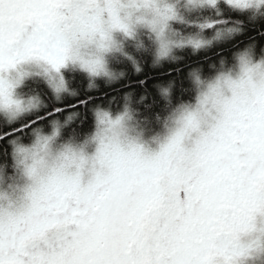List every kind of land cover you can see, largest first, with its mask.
<instances>
[{"label": "clouds", "instance_id": "1", "mask_svg": "<svg viewBox=\"0 0 264 264\" xmlns=\"http://www.w3.org/2000/svg\"><path fill=\"white\" fill-rule=\"evenodd\" d=\"M261 24L264 0H0V130L78 97L66 71L97 92L120 58L138 75L145 53L178 72L230 52L186 66L188 99L154 83L159 112L125 91L82 135L73 110L11 135L0 264H264V44L239 39Z\"/></svg>", "mask_w": 264, "mask_h": 264}, {"label": "trees", "instance_id": "2", "mask_svg": "<svg viewBox=\"0 0 264 264\" xmlns=\"http://www.w3.org/2000/svg\"><path fill=\"white\" fill-rule=\"evenodd\" d=\"M249 30L250 31L248 35L240 38L241 41H246L248 37L256 38L262 32H264V28H261L260 25L251 27ZM128 51L133 52V49L129 47ZM220 51L221 50H217L214 53H209L207 54V56L204 55L191 56L189 54H186L184 61L185 65H182L181 66L182 70L178 72L175 71V68L177 66L174 65L166 64L161 69L151 68L150 55L145 53L142 56H140V58L144 61V64H143L142 73L138 75L133 74L131 65L127 60L120 58V62L113 61V67L117 69H124L128 73L126 79L121 80L118 85H114L112 87H105L103 81H98V83L100 84V88L97 92L85 91V84L87 83V81L83 76V74L78 72L66 71L65 75L72 79V86L80 90V95L75 98L66 99L64 102L65 105L63 107L68 109L67 104L76 103L77 99L82 98L86 95L96 97L97 103L113 100V98H115L116 103H118L119 98L123 94V92L132 91L134 92L135 97H139L141 95L147 96L148 94H150V98L145 100V104L140 105L141 110L144 114L159 112L163 107V103L160 101L152 85L158 81L169 79L170 78L169 75L173 73V75L171 76L175 77L178 81L177 89L174 90L173 99L175 100L177 96L183 99H188L190 98L189 94L185 92H181L180 90L181 86L187 87V82L184 80V71L186 70V66L193 64H201L203 66L204 72L207 74L209 72V68H208L209 60L215 59L217 57V53ZM228 55H230L229 51H227V54L224 56H228ZM139 81H143L144 82L143 85H141ZM145 105H149V106L145 107ZM81 112L83 113L82 117L64 130L65 137L68 136L69 134L82 135L91 129V125H92L91 114L83 110H81ZM0 158H3L2 153H0Z\"/></svg>", "mask_w": 264, "mask_h": 264}, {"label": "snow or ice", "instance_id": "3", "mask_svg": "<svg viewBox=\"0 0 264 264\" xmlns=\"http://www.w3.org/2000/svg\"><path fill=\"white\" fill-rule=\"evenodd\" d=\"M51 2L53 4H57L60 2V0H51ZM226 16L232 15L231 13L225 12ZM261 28H264V24L260 25ZM250 31V30H249ZM249 31L245 33V36L249 34ZM241 38V37H240ZM239 38V39H240ZM258 40V44H264V32H262L258 37H256ZM227 54L226 50L221 49L220 52L217 53V57L219 56H224ZM170 75H173L170 74ZM141 85H143V81L139 82ZM112 102H116L115 98H113ZM97 103V98L93 97V96H84L82 98H79L76 100V103H69L68 105V109H66L63 106L60 105H53L50 106V108L45 112L39 115V117L36 120H30V121H25L22 122L20 127L14 130H8V129H3L0 130V153H2L3 155L6 152V148H7V139L14 134H20V133H26L27 131L30 130V128L32 126H34V124L39 123V122H44L46 121L47 118H50L51 116L55 115V114H60L63 115L65 110H73V111H86L87 108L90 105L96 104Z\"/></svg>", "mask_w": 264, "mask_h": 264}]
</instances>
